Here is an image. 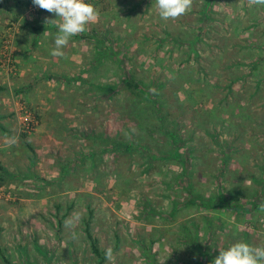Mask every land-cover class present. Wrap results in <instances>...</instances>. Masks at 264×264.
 <instances>
[{
    "label": "rangeland",
    "instance_id": "rangeland-1",
    "mask_svg": "<svg viewBox=\"0 0 264 264\" xmlns=\"http://www.w3.org/2000/svg\"><path fill=\"white\" fill-rule=\"evenodd\" d=\"M18 1L0 0L14 98L0 102L17 114L0 139V264H99L86 220L111 250L104 264H206V251L214 261L237 242L264 246L253 207L264 200V6L214 0L205 13L207 0H193L163 20L154 0H92L98 19L53 57L58 27L47 21L59 17ZM19 65L27 76L15 83ZM129 76L148 95L125 90ZM37 117L44 152L37 128L21 136ZM188 177L240 209L188 205Z\"/></svg>",
    "mask_w": 264,
    "mask_h": 264
},
{
    "label": "clouds",
    "instance_id": "clouds-1",
    "mask_svg": "<svg viewBox=\"0 0 264 264\" xmlns=\"http://www.w3.org/2000/svg\"><path fill=\"white\" fill-rule=\"evenodd\" d=\"M193 0H154L163 20H175L185 14L192 6ZM35 6L59 17L49 20L57 24L58 32L54 39L53 57H63L62 49L67 47L71 37L80 35L87 30V26L98 19L95 7L85 0H33ZM249 4L264 6V0H249ZM47 31L43 33L46 35ZM264 210V204L261 205ZM111 250L106 258L111 259ZM213 264H264V246H251L244 242H237L227 250H220L219 256Z\"/></svg>",
    "mask_w": 264,
    "mask_h": 264
},
{
    "label": "trees",
    "instance_id": "trees-1",
    "mask_svg": "<svg viewBox=\"0 0 264 264\" xmlns=\"http://www.w3.org/2000/svg\"><path fill=\"white\" fill-rule=\"evenodd\" d=\"M213 1L214 0H207V3L205 4V8H204L205 13H207L209 11L207 9H209L211 7V5L213 4ZM85 2L90 4L92 2V0H85ZM98 2H100V1H97L96 3H98ZM18 5L23 11L28 10V9H30L32 7H35V5L33 3V0H19L18 1ZM37 14L39 16L40 15H49L50 12H47L46 10H43V9H39L37 11ZM32 29H33V31H34V33L36 35H41L43 33V31H44V27L40 24L39 20H35L34 21V25L32 26ZM122 85L124 86L125 90L129 91L132 94L138 95V96L142 95V92H144V93L147 92V90L145 88H143L141 86V84H139L136 80L132 79V77H130V76H129V78H127V79H125L123 81ZM111 89H112L111 87L106 89L107 91H106L105 94H110V92H111L110 90ZM105 94L103 93L102 96H105ZM146 94L148 95V93H146ZM36 120L39 123L38 117L36 118ZM27 134L28 133L23 132L21 136L23 138H25V137H27ZM172 141H173V143H175V145H177V143H179L177 138H172ZM118 146L120 148L125 149L127 152H132L133 151V149L131 147L135 148L134 144H128L127 145V144H124L123 142H119ZM141 148H144V147H141ZM182 158H183L182 162L184 163L185 170L189 171V167H187V161H189V158H185V159H184V157H182ZM63 169L65 171H67L68 167H64L63 166ZM0 172L1 173H6V170H5V168L3 167V165L1 163H0ZM186 177L187 176L185 175V178ZM183 185H185V189H186L185 191H187V193L189 194L188 205L198 207L199 209L210 210V211L216 209L217 206L220 205V204L228 207V209H236V210L240 209V206H238L237 204H233L231 202V200H229L225 196L224 197L219 196V197L207 198L204 195L200 194L199 192L196 191V189H195V187L193 185V182L190 180V178H189V180L183 181ZM262 202H264V200L263 201L262 200L256 201L253 204V207L254 208H259L261 206V204H263ZM85 226H86L85 227V232H86V235H87V237L89 239L92 253L95 255V257H97V259L99 261V264H104V262L106 260V253L100 249L99 244H98V239H96L92 235V233L90 231V222H89V220L85 221ZM205 253L206 254L204 255V258L209 260V261L204 260V262L206 261V264L207 263L208 264H213V261H212L213 258H210L208 256L207 251ZM0 254H1L2 257L4 256V253H2L1 248H0ZM5 260L7 262V259H5Z\"/></svg>",
    "mask_w": 264,
    "mask_h": 264
},
{
    "label": "crops",
    "instance_id": "crops-1",
    "mask_svg": "<svg viewBox=\"0 0 264 264\" xmlns=\"http://www.w3.org/2000/svg\"><path fill=\"white\" fill-rule=\"evenodd\" d=\"M19 68H21L22 71H20V73L18 74L19 77H17L14 80L15 83H17V82L20 83L21 79H23L24 77L27 76L26 71H24V67L22 65H19ZM3 72H4V70H2L0 68V101L7 99L10 102V100H13L14 98H13V95L10 93L9 90H8V92H6V89H10V86L13 85V80L11 79L10 75H5V73H3ZM19 78H21V79H19ZM29 82H30V80L28 81V83ZM15 83H14V85H15ZM28 83L26 85H28ZM24 86L25 85H23L22 87H19L17 89V91H20L22 93L23 91H21L20 89L24 88ZM9 102L7 103L6 101L5 102L3 101V103H4L3 105H1L2 102H0V139H2L5 143L8 141V137H9L8 134L11 130V123L14 122L13 119L16 118V120H17V114L13 113V111H12L13 108L11 106V103H9ZM16 105H18V104H15V105L13 104V106H16ZM18 119H19V117H18ZM20 123H21V121L19 122V127H20ZM17 126L18 125L15 126V129H18ZM52 126H55V125H52ZM38 127H37V131H35L34 134H36V136H37L38 145H39L38 148L41 147L42 152H44L45 148H47V146H48L47 145L48 141L46 140V136L44 135L46 132L45 131V123H43V122L40 123V126H38ZM37 152H39V150H37ZM51 156L54 157V155H51ZM64 162H66V161H64ZM55 205L54 206L56 209L59 206V203H55Z\"/></svg>",
    "mask_w": 264,
    "mask_h": 264
},
{
    "label": "built area",
    "instance_id": "built-area-1",
    "mask_svg": "<svg viewBox=\"0 0 264 264\" xmlns=\"http://www.w3.org/2000/svg\"><path fill=\"white\" fill-rule=\"evenodd\" d=\"M39 123L36 119H32V121H27L25 124H24V127H23V131L25 133H33L36 128L38 127Z\"/></svg>",
    "mask_w": 264,
    "mask_h": 264
}]
</instances>
